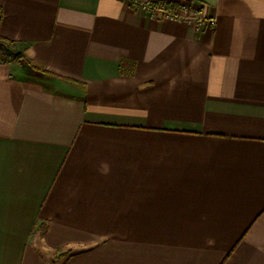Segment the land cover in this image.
Wrapping results in <instances>:
<instances>
[{
  "label": "crops",
  "instance_id": "0c3cea01",
  "mask_svg": "<svg viewBox=\"0 0 264 264\" xmlns=\"http://www.w3.org/2000/svg\"><path fill=\"white\" fill-rule=\"evenodd\" d=\"M194 2L0 0V264H264V0Z\"/></svg>",
  "mask_w": 264,
  "mask_h": 264
},
{
  "label": "built area",
  "instance_id": "2783aa9c",
  "mask_svg": "<svg viewBox=\"0 0 264 264\" xmlns=\"http://www.w3.org/2000/svg\"><path fill=\"white\" fill-rule=\"evenodd\" d=\"M166 4L156 5L151 0H131L132 6L157 19H168L173 22L192 24L197 31L207 23H213L210 15H204L195 8L194 0H170Z\"/></svg>",
  "mask_w": 264,
  "mask_h": 264
},
{
  "label": "rangeland",
  "instance_id": "374dc122",
  "mask_svg": "<svg viewBox=\"0 0 264 264\" xmlns=\"http://www.w3.org/2000/svg\"><path fill=\"white\" fill-rule=\"evenodd\" d=\"M152 3H156V5L160 4H166L165 2H170V0H151ZM0 45L2 46L3 49V60H9L14 58L16 62H19L23 65V69L25 71H30V73L27 77L28 80L30 78H33L36 82L44 83L45 86L52 87L53 89L61 88L62 86L57 85V82H63L62 79H58V77H55L53 75H46L40 72H35V70L40 71V68L31 66L30 63L25 59H22L23 57L21 55L17 56L14 55L15 50L13 49V46L10 43H7L5 41L0 40ZM35 69V70H34ZM42 71V70H41ZM43 72V71H42Z\"/></svg>",
  "mask_w": 264,
  "mask_h": 264
},
{
  "label": "trees",
  "instance_id": "16d2710c",
  "mask_svg": "<svg viewBox=\"0 0 264 264\" xmlns=\"http://www.w3.org/2000/svg\"><path fill=\"white\" fill-rule=\"evenodd\" d=\"M1 12V11H0ZM1 17V15H0ZM20 54H17V56H19ZM22 56V55H21ZM2 59H3V56H2ZM44 72L47 73V71L45 69H40ZM50 75H53V74H50ZM53 76H57V75H53ZM48 230V226H44V227H39L37 229L38 233L40 236H44L46 234ZM73 251L71 248H68V249H57L52 255H51V258H50V263L51 264H58L64 257L68 256L69 254H71Z\"/></svg>",
  "mask_w": 264,
  "mask_h": 264
}]
</instances>
